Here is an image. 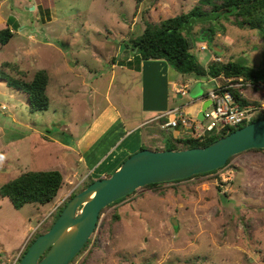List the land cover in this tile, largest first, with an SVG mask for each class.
I'll return each mask as SVG.
<instances>
[{"label": "rangeland", "instance_id": "1", "mask_svg": "<svg viewBox=\"0 0 264 264\" xmlns=\"http://www.w3.org/2000/svg\"><path fill=\"white\" fill-rule=\"evenodd\" d=\"M198 1L0 0V29L7 20L16 32L8 45L0 46V67L13 63L28 80L46 70L50 98L48 110L34 112L26 94L0 82V187L26 172L58 170L69 188L63 185L51 204H27L21 210L0 197V264H19L28 244L47 232L70 200L66 191L77 194L89 183L83 172H71L77 162L67 147L72 146L73 126L78 124L80 133L103 113L91 135L102 131L116 117L106 96L117 109L124 105L140 111L142 77L119 65L113 69V64L125 63L127 52L137 55L132 54V40L147 22L188 13ZM232 22L220 21L213 41L198 40L192 54L204 67L243 61L264 68L262 33ZM201 28L198 25L194 34ZM203 45L208 50H201ZM174 72L179 85H189L188 95H175L176 102L196 118L198 102L191 95L195 81L203 82L206 91L213 86H206L207 79ZM246 98L264 107L263 92L246 91ZM174 130L154 122L121 147L134 140L137 146L164 149ZM112 163L106 160L102 167ZM89 242L70 264H264V152L237 155L215 173L137 190L104 209Z\"/></svg>", "mask_w": 264, "mask_h": 264}, {"label": "trees", "instance_id": "2", "mask_svg": "<svg viewBox=\"0 0 264 264\" xmlns=\"http://www.w3.org/2000/svg\"><path fill=\"white\" fill-rule=\"evenodd\" d=\"M206 7H210V11H206ZM231 18H233V22ZM222 20L232 22L239 28L259 30L264 36V0H199L188 13H183L168 19H162L157 23L147 22L143 33L132 40V50L137 51L138 59L140 61L165 60L177 72L183 75L194 76L199 80H210L211 78H217L220 76L226 78L243 76L248 80L264 83V68L255 69L254 67L248 66L243 61H229L228 63L212 62L207 67H204L196 56L192 54V50L196 46L198 40L213 41V38L218 31L217 28L221 25L220 21ZM200 24H202V28L197 36L194 34V30ZM192 35H195V38L194 36L192 37ZM13 37L14 33L10 25L0 29V46L8 45ZM216 54L218 56L220 55L219 53ZM0 82L5 83L8 87L15 89L16 91L26 94L31 111L36 112L48 110L50 106V98L47 93L49 74L46 70H38L35 72L32 79L28 80L24 73L18 69L17 65L6 62L0 67ZM232 92L236 100L242 106L253 103L256 106L261 107L256 102H251L248 98L240 97L238 90L233 89ZM261 119H264V110H261L260 115L254 117L250 123ZM162 122L166 123L167 120L162 119ZM250 123H245L235 128L224 129L218 134L208 136L204 141L188 136L174 138L171 135V140L164 149L151 150H181L206 147ZM143 149L147 148L142 145L140 150ZM252 151L264 152V149H252ZM234 157L229 159L228 164ZM126 159H124L123 162ZM215 172H218V170L205 174ZM111 174L109 176H111ZM205 174L196 175L191 178ZM94 181L95 179L90 177L89 183L83 189ZM181 181L183 180L175 182ZM63 185L64 178L58 170L31 171L23 173L17 178L2 185L0 187V197L8 199L17 210H21L27 204L45 206L51 204L55 200L58 193L63 188ZM161 185L162 184H153L145 186V188H156ZM74 196L75 194H72L70 199ZM126 198L115 202L111 206L122 202ZM66 204H64V206H62L57 212L53 224L65 208ZM35 239L32 240L31 244ZM89 243L90 242L87 243L85 248L79 254L84 252ZM31 244H28L24 250L18 261L19 263Z\"/></svg>", "mask_w": 264, "mask_h": 264}, {"label": "water", "instance_id": "3", "mask_svg": "<svg viewBox=\"0 0 264 264\" xmlns=\"http://www.w3.org/2000/svg\"><path fill=\"white\" fill-rule=\"evenodd\" d=\"M213 86V84H210ZM202 84L192 89L203 95ZM212 104L206 100L198 115ZM264 149V119L250 123L206 147L181 150L143 149L127 158L111 176L97 179L71 198L52 227L30 245L19 264H70L85 248L98 227L101 212L115 202L148 185L186 180L217 171L230 158ZM177 226V221H172Z\"/></svg>", "mask_w": 264, "mask_h": 264}, {"label": "crops", "instance_id": "4", "mask_svg": "<svg viewBox=\"0 0 264 264\" xmlns=\"http://www.w3.org/2000/svg\"><path fill=\"white\" fill-rule=\"evenodd\" d=\"M6 23L10 25L7 20ZM19 26L21 29L24 27L21 26V24H19ZM13 33L16 34L14 30ZM133 53L136 54L137 51H133L132 54ZM157 63H160L159 66ZM117 65H119V68L123 70H129L131 73H135L137 76L142 77L141 81L143 84L142 88H140V111L135 112L131 110L130 107L124 105L121 107V109H117V107L113 105L112 101L108 99V96H106L109 107L116 112V117L108 121L107 126L102 131L98 132L97 134L93 133L94 135H91L92 129L100 122V118L104 116L103 113L99 116L96 115L97 118L88 124L83 130H81L80 133H76L78 124H75V126H73L75 133H72V146H67L77 157V162L71 166V172L75 176H77V172L79 171L84 173V178L91 177L95 180L109 176L120 166L124 159L138 152L143 145L141 143L139 146H137L133 140V142H129L127 146L121 147V145L136 131H141L149 124L154 122L162 124V119L167 120L168 118H161V116L178 107H183L184 111L188 114V111L185 106L182 105V102H176L175 95L179 96V94H177L175 90H177L181 85L177 83V79L174 76L175 72L166 64H162V61H140L138 59V55L134 57L133 55H130L129 52H127L125 63L121 64V61L119 60L117 63L113 64V69ZM82 82L87 84L85 79L82 80ZM200 83L202 84L201 88L203 89L204 93L200 97H195L194 102H198L196 103L197 106L193 111L196 118L198 117L203 103L205 102L204 101L201 103V105H198L199 101L203 100L202 97L212 89L211 87L209 91H206L203 88L204 83L198 81H195L193 88H195L197 84ZM210 84L211 83H209L207 80L206 86ZM89 88L92 90V92H96L94 87L90 86ZM98 113H100V111H98ZM137 116H140L141 118H138ZM145 117L150 118L145 121L143 120ZM169 130L168 131L171 132L173 129ZM174 131L175 133L172 134L174 138L186 137L182 130L175 129ZM132 149H136L137 151L133 152ZM111 159H113V163L109 167H102L104 161ZM79 165H82L84 168L80 170ZM64 180L66 179L64 178ZM69 183L71 184V182ZM64 187L67 190L68 184H64ZM61 190H63V188ZM72 194L74 193L71 191H66L65 198L70 197ZM65 198L63 199L64 202L67 199Z\"/></svg>", "mask_w": 264, "mask_h": 264}, {"label": "built area", "instance_id": "5", "mask_svg": "<svg viewBox=\"0 0 264 264\" xmlns=\"http://www.w3.org/2000/svg\"><path fill=\"white\" fill-rule=\"evenodd\" d=\"M201 50H208V46L203 45ZM217 61H221V59ZM217 80L222 83L218 84ZM208 81L213 84V87L202 99L204 101L212 100V104L205 111V119L200 121L198 118H191L183 107H178L161 116V118L170 117L166 123L160 124L162 129L182 130L185 136L204 141L208 136L218 134L224 129L250 123L254 118V112L264 110V107H258L253 103L242 106L232 92L233 89L238 90L239 96L244 98H246V91H261L264 93L263 82H254L243 76L231 78L220 76L211 78ZM188 88V85H181L175 91L182 97H186L189 93Z\"/></svg>", "mask_w": 264, "mask_h": 264}]
</instances>
